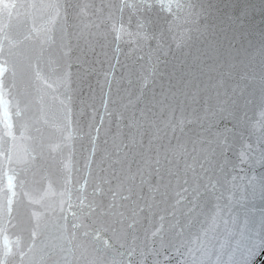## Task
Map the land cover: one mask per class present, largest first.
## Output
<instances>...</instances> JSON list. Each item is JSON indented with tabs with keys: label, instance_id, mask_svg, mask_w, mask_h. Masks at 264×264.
Wrapping results in <instances>:
<instances>
[{
	"label": "snow or ice",
	"instance_id": "1",
	"mask_svg": "<svg viewBox=\"0 0 264 264\" xmlns=\"http://www.w3.org/2000/svg\"><path fill=\"white\" fill-rule=\"evenodd\" d=\"M215 17L204 0H0V264L264 255V74L250 89L246 54ZM121 54L132 63L116 76ZM77 140L82 183L66 180L56 199L30 195L27 177L71 159ZM17 187L40 210L13 224Z\"/></svg>",
	"mask_w": 264,
	"mask_h": 264
},
{
	"label": "water",
	"instance_id": "2",
	"mask_svg": "<svg viewBox=\"0 0 264 264\" xmlns=\"http://www.w3.org/2000/svg\"><path fill=\"white\" fill-rule=\"evenodd\" d=\"M91 2L100 5L106 4L108 0H91ZM204 2L214 7V11L216 13V22L225 29L227 34L230 35L234 40L238 39V47L242 53L246 54V63L248 64L247 75L248 77H255V79L251 80L249 88L258 89L260 86L259 77L261 74H264V60H262L260 56H255L253 58V54L258 53L260 49L264 48V0H204ZM129 15L130 13L125 10L122 23L126 28H130V30L134 31L137 23L136 17H132L131 25H129ZM165 15L166 14L159 8L154 9L153 11V19H163ZM115 22L117 24L121 23L119 19H117ZM30 26L31 24L29 22L26 27ZM110 28V23L105 26L106 31L110 32ZM23 33V27L19 32L14 28L12 36L15 41H20L23 39ZM111 35L113 34L110 32V38ZM124 39L127 38L125 37ZM19 47L21 51H25L29 47V44L28 42H25L20 44ZM114 47L115 45L113 44L110 48L106 49L109 56L111 55L112 48ZM120 47L122 52L128 51L127 44L121 42ZM97 56H99L100 59H103V55L99 49H97ZM120 61L121 65L116 72V76H120L122 72H126V69H123L124 63H132L130 59L126 61L123 54L120 55ZM103 67L107 68V64L105 63ZM90 81L93 83V85H95L96 77H91ZM80 119L82 123L86 124L90 119V110H87ZM258 122L259 114L257 113L256 123L258 124ZM83 144H86V141L82 142L77 140L74 142L75 152L73 153L71 159H69L67 153H65L61 157L63 161L62 163L52 165L44 173L37 171L35 176L29 175L27 177L28 183L26 185V190L30 193V195L38 199L40 196L47 194L49 199H56L58 193L63 190L65 181L68 179H71L72 183L78 187L77 181L82 183V181H80V174L77 169L81 163L80 154ZM237 163H239V161H237ZM65 165H70L72 167L73 171L71 177H69L64 171ZM252 171L253 172L251 174L258 175L259 166H257L256 170ZM49 186H51V188ZM4 188L7 190L6 177L4 180ZM16 191L17 196L14 198V203L12 205L13 224H15L18 219H26L30 212L40 210V206L38 204L30 205L28 203V197L22 196L21 189L19 187H17ZM97 192L99 194V189ZM261 206L262 205L260 201L257 200V209H259ZM9 234L13 239H15L16 236H21L23 238V234L18 228L15 227H9ZM166 255L169 257V261H165ZM152 259V257H149V261ZM157 259L160 260L161 264H176V260L178 258L175 257L173 253L166 252L161 253ZM262 262H264V255L257 256L256 264H262ZM12 264H19V257L15 258L12 261Z\"/></svg>",
	"mask_w": 264,
	"mask_h": 264
}]
</instances>
